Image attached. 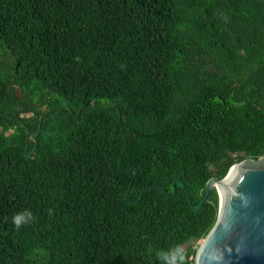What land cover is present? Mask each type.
Returning <instances> with one entry per match:
<instances>
[{
	"label": "trees",
	"instance_id": "1",
	"mask_svg": "<svg viewBox=\"0 0 264 264\" xmlns=\"http://www.w3.org/2000/svg\"><path fill=\"white\" fill-rule=\"evenodd\" d=\"M263 156L264 0H0V264H195Z\"/></svg>",
	"mask_w": 264,
	"mask_h": 264
},
{
	"label": "water",
	"instance_id": "2",
	"mask_svg": "<svg viewBox=\"0 0 264 264\" xmlns=\"http://www.w3.org/2000/svg\"><path fill=\"white\" fill-rule=\"evenodd\" d=\"M214 188L220 198L218 219L200 244L195 264H264V156L245 159L223 180L211 181L201 207Z\"/></svg>",
	"mask_w": 264,
	"mask_h": 264
},
{
	"label": "clouds",
	"instance_id": "3",
	"mask_svg": "<svg viewBox=\"0 0 264 264\" xmlns=\"http://www.w3.org/2000/svg\"><path fill=\"white\" fill-rule=\"evenodd\" d=\"M28 219H31V213L26 212L23 214H17L13 218L14 225L19 228L23 223L27 222ZM183 256L179 254V249H177L176 254L172 255L171 259L168 261V264H177L178 260H182Z\"/></svg>",
	"mask_w": 264,
	"mask_h": 264
},
{
	"label": "rangeland",
	"instance_id": "4",
	"mask_svg": "<svg viewBox=\"0 0 264 264\" xmlns=\"http://www.w3.org/2000/svg\"><path fill=\"white\" fill-rule=\"evenodd\" d=\"M202 243V240L199 242V244H201Z\"/></svg>",
	"mask_w": 264,
	"mask_h": 264
}]
</instances>
